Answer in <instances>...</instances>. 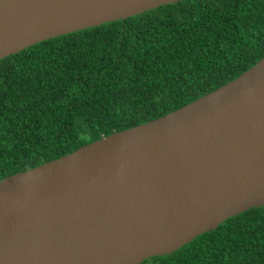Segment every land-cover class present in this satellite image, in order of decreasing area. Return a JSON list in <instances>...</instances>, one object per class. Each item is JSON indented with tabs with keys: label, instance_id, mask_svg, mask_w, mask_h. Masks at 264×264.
<instances>
[{
	"label": "water",
	"instance_id": "water-1",
	"mask_svg": "<svg viewBox=\"0 0 264 264\" xmlns=\"http://www.w3.org/2000/svg\"><path fill=\"white\" fill-rule=\"evenodd\" d=\"M181 0H0V60ZM264 206V57L163 116L0 181V264H142Z\"/></svg>",
	"mask_w": 264,
	"mask_h": 264
},
{
	"label": "trees",
	"instance_id": "trees-1",
	"mask_svg": "<svg viewBox=\"0 0 264 264\" xmlns=\"http://www.w3.org/2000/svg\"><path fill=\"white\" fill-rule=\"evenodd\" d=\"M264 57V0H181L0 60V181L163 116ZM142 264H264V206Z\"/></svg>",
	"mask_w": 264,
	"mask_h": 264
}]
</instances>
